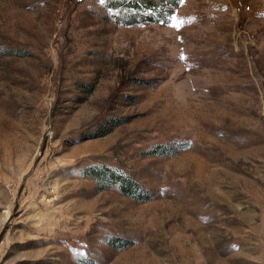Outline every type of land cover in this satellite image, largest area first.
Returning a JSON list of instances; mask_svg holds the SVG:
<instances>
[{"label":"rangeland","instance_id":"374dc122","mask_svg":"<svg viewBox=\"0 0 264 264\" xmlns=\"http://www.w3.org/2000/svg\"><path fill=\"white\" fill-rule=\"evenodd\" d=\"M0 264H264V0H0Z\"/></svg>","mask_w":264,"mask_h":264},{"label":"trees","instance_id":"16d2710c","mask_svg":"<svg viewBox=\"0 0 264 264\" xmlns=\"http://www.w3.org/2000/svg\"><path fill=\"white\" fill-rule=\"evenodd\" d=\"M175 148V144L172 142L159 143L154 145L150 151L156 154H166L173 152L172 150ZM88 174L99 183L100 187L106 188L108 185L115 184L124 194H127L136 200L144 201L151 198L148 191H146L130 174L119 171L115 168L103 165L93 166L89 169ZM126 244H130V242L125 239L116 246L119 247Z\"/></svg>","mask_w":264,"mask_h":264}]
</instances>
